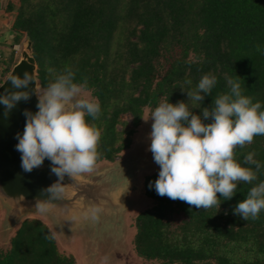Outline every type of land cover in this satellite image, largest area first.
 <instances>
[{
	"label": "trees",
	"instance_id": "16d2710c",
	"mask_svg": "<svg viewBox=\"0 0 264 264\" xmlns=\"http://www.w3.org/2000/svg\"><path fill=\"white\" fill-rule=\"evenodd\" d=\"M5 10L13 44L23 37L31 42L41 90L71 70L74 82L86 80L85 91L100 103L98 118L86 116L101 130L96 165L114 162L129 148L145 109L165 100L188 102L186 92L209 73L217 78L212 95L189 101L190 111L202 115L237 76L243 95L264 110V54L257 51V45L264 49V0H17ZM4 64L0 84L14 53ZM126 115L131 126L123 121ZM249 152L264 164V135L237 147L242 166ZM158 174L144 177L143 194L153 205L132 223L139 258L160 264H264V210L256 220L234 214L251 187L264 181V168L257 181L241 182L231 200L208 210L159 196L149 187ZM0 264H75V259L59 250L44 222L29 218L7 247L0 246Z\"/></svg>",
	"mask_w": 264,
	"mask_h": 264
},
{
	"label": "clouds",
	"instance_id": "9594fccd",
	"mask_svg": "<svg viewBox=\"0 0 264 264\" xmlns=\"http://www.w3.org/2000/svg\"><path fill=\"white\" fill-rule=\"evenodd\" d=\"M257 51L264 54L260 45ZM10 80L13 88L20 89L27 88L34 79L26 72L23 79L13 76ZM74 80L71 70H65L43 92H37L38 111H25L23 134H17L16 150L22 154V169L30 173L48 159L51 173L58 177L42 192L49 199L36 200L35 210L41 215L49 211L51 201L63 199L65 176L73 179L92 172L99 158L101 130L90 124L86 116L98 118L101 106L95 98H86V80ZM227 83L230 90L218 94L211 107H203L202 115L190 111L188 102H203L205 96L212 95L217 78L211 73L204 75L194 90L186 92L188 102L162 101L147 119L142 118L153 122L148 150L160 171L149 187H154L159 196L208 210L231 200L241 182L251 184L258 180L264 164L255 159V152H249L242 166L236 159V149L252 144L257 135H264V110L260 102L253 103L251 97L243 95L238 76ZM29 99V92L9 91L0 96V104L11 110L19 101ZM208 120L211 122L205 123ZM262 210L264 181L251 187L234 208V214L245 221L256 220ZM101 212L100 206H92L87 214L98 219Z\"/></svg>",
	"mask_w": 264,
	"mask_h": 264
},
{
	"label": "water",
	"instance_id": "95a60500",
	"mask_svg": "<svg viewBox=\"0 0 264 264\" xmlns=\"http://www.w3.org/2000/svg\"><path fill=\"white\" fill-rule=\"evenodd\" d=\"M26 72L32 74L34 80L27 88H13L10 79L13 76L23 79ZM9 91L29 92L30 99L19 101L11 110L0 104V203L1 209L6 211L3 227L7 233L30 216L41 215L35 210L36 200H48L49 195L42 192L58 180L51 173L52 165L48 159L41 167L25 172L21 167L22 154L16 150L19 142L17 134H23L27 121L25 111L33 114L38 111L40 84L28 39L22 42L17 61L0 84V96ZM136 163V159L129 158L102 166L87 176L81 174L73 179L65 176L63 199L51 201L53 205L42 216L62 236L77 233L90 244H96L98 239L104 242L112 234L121 239L129 204L125 196L140 187L134 181ZM92 206L102 208L98 219H92L87 214Z\"/></svg>",
	"mask_w": 264,
	"mask_h": 264
},
{
	"label": "rangeland",
	"instance_id": "374dc122",
	"mask_svg": "<svg viewBox=\"0 0 264 264\" xmlns=\"http://www.w3.org/2000/svg\"><path fill=\"white\" fill-rule=\"evenodd\" d=\"M9 1H13L14 3L17 0H2L1 7L5 4V8ZM3 8V7H2ZM4 13H6L3 8ZM5 19H9V14L6 13ZM10 25V22L7 26ZM26 40V37H23L20 44L17 48V56L14 63L18 59V53L20 51V46L22 42ZM4 71V67L0 66V79L2 77V72ZM8 74V73H7ZM6 74V76H7ZM3 77L4 78L6 77ZM39 92H43L40 89ZM86 98L93 99L89 92L85 91ZM151 110L145 109L142 118L147 119ZM123 121H125L128 126H131V118L126 115L123 117ZM153 122L151 120L145 122L141 119L139 126L135 130V133L131 136V144L128 149L121 152V154L115 159L116 161H121L124 159H133L137 160V163L134 166L136 171L135 182L140 185V187L135 190L132 194H128L125 196V200L129 202L128 209L125 212L124 226L121 235V239L117 238V235L113 234L108 236L107 239L103 241H96V244L87 242V239L80 234L73 233L68 237L62 236L55 229L54 225L51 224L48 219L43 217L42 215H34L29 218H36L40 221L44 222L48 228L54 234L59 250L66 254L71 255L75 259V264H160L157 261H145L139 258L133 247V236L135 233V229L132 225L134 218L140 212L145 209L152 207L153 203L150 199L146 198L143 194V179L145 176L159 173L160 168L154 162L152 153L148 150L151 144L149 139L151 133V124ZM118 130H120V126H118ZM112 163L101 162L95 165L94 170H97L105 165H111ZM92 171V172H93ZM91 173V172H90ZM90 173H84V175H89ZM6 211L4 208L1 209L0 203V246L1 248L7 247V243L9 238L13 235L17 226H15L12 230H9V233L3 227V223L5 221ZM27 218V219H29ZM7 234H5V232Z\"/></svg>",
	"mask_w": 264,
	"mask_h": 264
},
{
	"label": "crops",
	"instance_id": "0c3cea01",
	"mask_svg": "<svg viewBox=\"0 0 264 264\" xmlns=\"http://www.w3.org/2000/svg\"><path fill=\"white\" fill-rule=\"evenodd\" d=\"M1 1L2 0H0V5ZM4 5L5 4H3L2 7L6 9ZM2 7L0 6V66L5 67L4 62L8 60L12 53H14L15 61L18 45L13 44L14 34L10 31V25L7 26L9 19H5L6 17L4 16H6V13H4Z\"/></svg>",
	"mask_w": 264,
	"mask_h": 264
}]
</instances>
